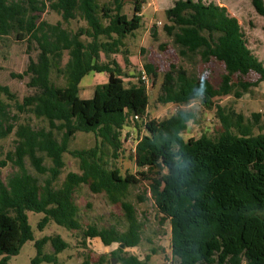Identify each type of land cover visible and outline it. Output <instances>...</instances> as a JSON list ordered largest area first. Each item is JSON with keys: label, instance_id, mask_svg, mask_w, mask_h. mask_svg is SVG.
Instances as JSON below:
<instances>
[{"label": "trees", "instance_id": "16d2710c", "mask_svg": "<svg viewBox=\"0 0 264 264\" xmlns=\"http://www.w3.org/2000/svg\"><path fill=\"white\" fill-rule=\"evenodd\" d=\"M258 15L264 18V0H252ZM124 0L100 5L97 0H0V38L15 35L36 46V59L30 56L26 70L13 78H28L33 95L16 102L20 114H34L48 123L34 129L29 124L16 125L10 117V101L15 94L0 84V132L5 137L14 132L15 150L0 168L11 162L19 171L6 182L0 179V264H9L23 246L34 241L28 212L44 214L38 224L43 231L51 222L68 230H82L85 239L99 238L106 246L119 244V251L137 247L142 239V224L134 205L126 201L131 186L148 181L151 198L160 203L167 193L175 196L167 206H160L171 226L170 264H256L261 253L245 240L248 222L258 217L264 224V123L261 113L251 118L233 107L217 106L219 122L215 135L185 140L184 132L195 118L192 111L179 109L169 118L148 120L150 98L141 79L126 85L123 69L115 55L126 47L125 40L143 26L144 2L134 0L131 18L123 13ZM51 10L62 17L57 24L42 20ZM168 24L164 31L172 39L183 59L201 57L223 63L221 84L195 81L182 64H170L164 74L157 101L161 104L187 105L200 100L211 107L214 99L233 95L240 99L264 81V65L248 47L237 18L224 6L203 0H178L165 11ZM74 20L87 26L76 31L64 27ZM155 36V35H154ZM65 53L66 66L61 68ZM145 70L155 84L157 69L151 63ZM66 77L65 86L52 80L53 70ZM106 73L108 81L96 87L90 99L80 97V84L91 73ZM258 75L254 82L246 80ZM201 82L206 86L200 94ZM147 132L138 145L135 163L137 175L123 177L117 166L104 160V148L114 159L123 149L126 127ZM138 126V127H137ZM78 132L93 133L96 144L90 149H69ZM227 152L228 160L220 155ZM80 160V173L70 172L59 188L56 181L65 167L64 154ZM45 159L51 166L45 165ZM29 160L36 174L26 168ZM233 163L231 170L226 166ZM139 176V178H137ZM216 180H218L216 182ZM87 185L94 194L105 193L112 204L121 203L126 229L116 226L88 225L83 229L76 192ZM143 201V199L141 198ZM189 213V215H188ZM51 243L54 252L45 253ZM36 256L31 264H59L58 255L69 245L60 235L35 241ZM123 264H145L134 256L121 257ZM87 264V263H84Z\"/></svg>", "mask_w": 264, "mask_h": 264}, {"label": "rangeland", "instance_id": "374dc122", "mask_svg": "<svg viewBox=\"0 0 264 264\" xmlns=\"http://www.w3.org/2000/svg\"><path fill=\"white\" fill-rule=\"evenodd\" d=\"M100 5H109L113 0H97ZM144 2L142 15L143 26L128 36L125 40L124 50L115 55L114 58L120 63L123 69V78L128 86L137 83L141 79V70L147 63L155 66L158 78L153 84L152 78L147 84V91L150 98L148 108V120L162 121L177 112L179 109L192 111L195 118L189 123L188 129L184 132L185 140L199 138L202 135H215L219 122L216 117L217 106L233 107L237 112L243 113L251 118L253 113L262 114L264 123V81L258 87H254L242 98L237 99L233 95L217 97L214 105L208 107L200 100L192 101L187 105L161 104L157 101L160 85L163 82L164 74L169 70L170 64H182L189 73L191 79L195 81L207 80L215 87L221 84L222 76L225 73L223 63L211 59L204 61L201 57L183 59L177 52L172 39L164 31V26L168 24L165 11L178 0H140ZM198 1V0H195ZM123 13L131 18L134 14V0H124ZM205 3L213 2L227 8L228 13L237 18L246 36L248 47L254 56L264 65V18L255 11L252 0H203ZM42 20L50 24H57L62 21V17L51 10L42 14ZM87 26L83 20H74L64 27L76 31L80 27ZM155 35V36H154ZM27 42H20L16 36L0 38V84L7 85L16 96V100L10 101L3 96L6 103L11 104L10 117L16 125L29 124L34 129L47 128L48 123L37 119L34 114H20L17 112L16 102L35 93V90L28 86V78L23 80L13 78L12 74L23 73L28 64L30 56L36 59L38 51L36 46L28 50ZM69 54L65 53L61 62V68L66 66ZM89 86L83 84L81 97H89L93 94L98 85L107 81L106 74L91 73ZM52 80L57 86H65L66 77L60 70H53ZM94 77V78H93ZM258 75L250 74L246 77L248 81H256ZM12 122V120H9ZM0 125V132L6 129L7 124ZM138 127V126H137ZM15 132V131H14ZM12 132L3 137L0 135V161L7 160L8 154L15 150L16 136ZM144 124L139 128L133 126L125 128L123 132V149L118 159H114L112 150L104 148V160L109 166H117L123 177L127 175H137L141 170L135 163V153L140 139L146 135ZM96 139L93 133L78 132L71 139L69 149L84 150L94 147ZM221 159L227 161L228 154L223 152ZM65 167L56 181L55 187L59 188L70 172L80 173V160L69 153L64 154ZM45 165L51 166V161L45 159ZM233 163L226 166V171L231 170ZM27 170L36 174L29 160L26 161ZM19 171L18 167L8 162L6 167L0 168V179L6 182L7 179ZM139 178V176H137ZM218 180H216L217 182ZM173 193H167L160 203H155L151 198L149 182L143 181L138 185L131 186L126 201L134 205L137 217L142 224V239L135 248H125L119 251V244L106 246L99 238L85 239L82 230H68L58 226L54 222L43 230L38 229V224L44 214L28 212L29 223L34 232V241L27 242L17 256H13L9 264H31V260L36 256L37 250L35 241L43 237L60 235L68 243L69 247L58 255L59 264H123L121 257L134 256L145 264H168L172 261L171 252V226L170 221L165 220L160 210V206H167L174 198ZM143 199V201L141 200ZM75 201L80 209V220L85 229L88 225H98L99 227L116 226L119 230L126 229V218L121 203L112 204L105 193L94 194L87 185H83L75 194ZM189 215V213H188ZM245 240L250 248H255L261 253V258L256 264H264V224L258 217L252 218L246 227ZM45 253H53L51 243L44 249ZM242 264H248L244 259Z\"/></svg>", "mask_w": 264, "mask_h": 264}, {"label": "crops", "instance_id": "0c3cea01", "mask_svg": "<svg viewBox=\"0 0 264 264\" xmlns=\"http://www.w3.org/2000/svg\"><path fill=\"white\" fill-rule=\"evenodd\" d=\"M94 73V72H93ZM98 74H106V73H98ZM107 75V74H106ZM90 76H95V75H91V74H89V75H87V76H85L84 78H83V80L81 81V84H80V92H81V88H82V86H83V84H85V87H87V86H89L90 84H92V82L90 83L89 82V77ZM94 78V77H93ZM107 81H108V75H107ZM107 81L105 82V83H107ZM105 83H103V84H105ZM96 90V89H95ZM95 90H94V92H93V94L91 95V96H89V97H81V98H83V99H90V98H92L93 96H94V93H95ZM81 94V93H80Z\"/></svg>", "mask_w": 264, "mask_h": 264}, {"label": "built area", "instance_id": "2783aa9c", "mask_svg": "<svg viewBox=\"0 0 264 264\" xmlns=\"http://www.w3.org/2000/svg\"><path fill=\"white\" fill-rule=\"evenodd\" d=\"M141 80L143 81V82H145L146 83V85L150 82V77H149V75L147 74V72H146V70H145V68L143 67V69L141 70ZM127 128V127H126ZM168 264H170V262L168 263Z\"/></svg>", "mask_w": 264, "mask_h": 264}, {"label": "clouds", "instance_id": "9594fccd", "mask_svg": "<svg viewBox=\"0 0 264 264\" xmlns=\"http://www.w3.org/2000/svg\"><path fill=\"white\" fill-rule=\"evenodd\" d=\"M199 91L201 95H204L206 91V86L203 84V82H201V88L199 89Z\"/></svg>", "mask_w": 264, "mask_h": 264}, {"label": "water", "instance_id": "95a60500", "mask_svg": "<svg viewBox=\"0 0 264 264\" xmlns=\"http://www.w3.org/2000/svg\"><path fill=\"white\" fill-rule=\"evenodd\" d=\"M121 246H122V248H123V246H124V245H121ZM115 261H116V260H115V259H113V260H112V264H114V263H115Z\"/></svg>", "mask_w": 264, "mask_h": 264}]
</instances>
